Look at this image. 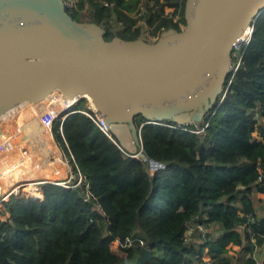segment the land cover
Masks as SVG:
<instances>
[{"label": "trees", "instance_id": "1", "mask_svg": "<svg viewBox=\"0 0 264 264\" xmlns=\"http://www.w3.org/2000/svg\"><path fill=\"white\" fill-rule=\"evenodd\" d=\"M64 1L73 19L102 26L106 40L136 39L143 24L155 36L185 24V0H151L149 7L150 0ZM251 27L202 131H193L194 123L134 116L137 128L145 122L143 160L123 151L85 113L66 115L63 136L92 197L83 199L82 185H22L5 203L9 219H0V264H134L139 240L121 254L110 247L126 237L151 248L142 264H256L251 237L264 240L257 210L263 200L257 193L264 192V9ZM54 124V139L63 146ZM229 244L238 245L234 255Z\"/></svg>", "mask_w": 264, "mask_h": 264}, {"label": "water", "instance_id": "2", "mask_svg": "<svg viewBox=\"0 0 264 264\" xmlns=\"http://www.w3.org/2000/svg\"><path fill=\"white\" fill-rule=\"evenodd\" d=\"M66 8L64 0H0V117L55 89L76 101L86 93L119 145L144 158L145 122L202 121L223 89L234 45L264 0H185L184 27L153 41L106 40L102 26L75 20ZM136 114L146 118L139 128ZM151 254L141 246L134 264Z\"/></svg>", "mask_w": 264, "mask_h": 264}, {"label": "built area", "instance_id": "3", "mask_svg": "<svg viewBox=\"0 0 264 264\" xmlns=\"http://www.w3.org/2000/svg\"><path fill=\"white\" fill-rule=\"evenodd\" d=\"M105 4H107V2H105ZM151 4H152V1L150 0V2L147 4V7H149ZM143 10H145V7L142 4L140 5V8L137 14H141ZM250 30H252L251 26H249V33H250ZM249 33L242 40V42L238 44H242V43L244 44L245 42H247L249 39ZM238 44H235L234 47H236V45ZM240 55L241 53H239V50L237 51V53L234 54V56L238 57V59L240 58ZM232 64H233V59L231 62V70H232ZM75 111H81L85 113L88 117L94 120L95 123L110 138H112L115 142H117L116 139L111 134L109 130V126L104 122L102 114L100 112L99 114L88 103L85 104V107H76V99L69 100L68 98V99H65L63 103L61 102L60 104H55V102H53L52 104H48L44 106V108L38 112V115H37L38 123L44 127H50V126H54V123L58 121L57 130L60 133L63 146L67 150V157L71 162V166H65V169H64L65 170L64 173L68 176V180H69L68 182H57V181H50L48 179H44L43 184L45 182H55L67 188L77 187V186L82 185L83 187H82L80 194L82 195L84 200H90L92 197V193L90 191L89 184L86 180L85 175L77 167L74 157L67 147V144L64 139L63 132H62V120L64 119L66 115H68L71 112H75ZM194 124L195 125H194L193 131L195 132L202 131L203 128L206 126V123L203 124L202 121L194 123ZM26 125H28V123H26ZM182 125L185 126L186 124H182ZM175 126H180V125L177 124ZM20 128L21 129H18V130L13 129L9 132H6V134H4L2 138L0 139V185L2 183L9 184L8 190L0 192V202L2 206H5V203L9 201L10 198L15 196V191L12 185L15 184L16 182L17 184H19V182H22L18 180L19 173L25 174V179L29 178L34 183H37L42 179L38 177L39 172L36 167L37 164L35 162V158L38 159L37 158L38 156L36 153L34 154L32 153V150H33L32 144L31 142H28V138L25 135L26 127L24 125H21ZM51 143H52V147H54L53 142ZM122 150L141 160L144 159L143 157L138 156L136 153L133 154V153L126 151L124 148H122ZM32 162H34L35 164H33ZM2 173H5V174L2 176ZM35 177H38V178L34 180ZM25 179L23 181H25ZM9 217H10V214H9ZM7 219L9 218H6V220ZM188 223L189 225L196 226L202 233L206 231V228L203 224L195 223V221H190ZM137 240H139L138 242L141 246L143 245L147 246L145 242L141 239L133 238V237H126L123 242H120L118 239H115V241H117L116 243L117 249L115 250H113L112 248L111 249L113 252H116V253L119 252V254H121V251L123 248L131 245ZM251 240L253 243V250H252L251 255L255 259L256 264H261V260H262L261 255L264 254V240L261 244L257 243V239H255V236H252ZM237 248H238V245H236L235 250Z\"/></svg>", "mask_w": 264, "mask_h": 264}, {"label": "crops", "instance_id": "4", "mask_svg": "<svg viewBox=\"0 0 264 264\" xmlns=\"http://www.w3.org/2000/svg\"><path fill=\"white\" fill-rule=\"evenodd\" d=\"M23 107H25V106H23ZM31 110V108H30V105H29V107L27 108V110H26V108L25 109H23L21 112H17V113H15V114H13V116L14 115H18V114H20V113H24L25 111H27V112H29ZM26 112V113H27ZM25 114H23V116H24ZM15 116V117H16ZM20 119H22V118H20ZM36 119V117H32V120H35ZM10 121V120H9ZM22 122L23 123H25V121H23L22 120ZM9 122L8 123H6L5 124V131L6 132H9V131H11L12 129L9 127ZM25 127H26V132H25V134H27L26 136H27V138L29 139V138H31L30 139V141H32L31 142V144H32V153L34 154V153H36V154H47L48 152H50V154L49 155H53L54 154V147H52V143H51V135H52V132H51V126L50 127H44V126H42V125H40L38 122L37 123H35V124H31V130H29L28 128H27V125L26 124H23ZM38 127H40L41 128V130L39 129V131L37 132V129H38ZM20 128V126H16L14 129L15 130H18ZM50 129V130H49ZM50 132H51V134H50ZM42 133H44V135L46 136L45 137V142H41V145H39L38 147H36V148H34V145L36 144V140L34 141L33 139L35 138V135H38L39 136V138L41 137V135H42ZM53 136V135H52ZM53 139V143H54V145H55V139L54 138H52ZM55 148H56V146H55ZM56 150V153L58 152V149L56 148L55 149ZM38 156V155H37ZM52 156H50L47 160H49L50 158H51ZM38 159H36L35 158V162H36V164H37V169H38V172H39V175H38V177L39 178H42L40 181H42V180H44V179H46V178H52V179H59V178H61L62 176H63V174H64V172L63 171H65L64 169L65 168H63V165L61 164V163H58V164H55V165H51V164H46L44 161H40V157L38 156L37 157ZM52 159V158H51ZM33 164H35L34 162H32ZM21 174V177L23 178V179H25V174H22V173H20ZM38 177H35L34 178V180H36ZM25 181H27V182H24V184H31L30 182H31V180L29 179V178H27V179H25ZM33 184V183H32ZM257 197H260V198H262L263 200H260L259 201V203H258V207H257V210H258V215L259 216H264V196L262 195V193H260V192H258L257 193ZM10 214V213H9ZM230 251V250H229ZM233 254H235V250H234V252H232Z\"/></svg>", "mask_w": 264, "mask_h": 264}, {"label": "rangeland", "instance_id": "5", "mask_svg": "<svg viewBox=\"0 0 264 264\" xmlns=\"http://www.w3.org/2000/svg\"><path fill=\"white\" fill-rule=\"evenodd\" d=\"M68 2H69V0H67ZM72 1H74V0H72ZM171 8L170 7H166V10H170ZM181 25V28H183L184 27V23L182 24H180ZM141 31H142V34H141V37H143V38H145V39H147V40H150V41H153L154 39H155V35H153L152 33H150L149 31H148V29H147V26L145 25V24H143L142 25V29H141ZM242 45H243V43L242 44H238V45H236V47H234V49H233V52H232V59H233V56H234V54L235 53H237V51L238 50H240V47H242ZM235 52V53H234ZM232 59H231V61H232ZM84 101H83V100ZM55 100V99H54ZM31 102H33V101H31ZM24 103V102H23ZM86 103H88V100L86 99V98H84V97H81L78 101H76V104L78 105V104H83V105H85ZM19 104H21V103H19ZM19 104H17V105H19ZM46 105H48L49 104V102H46L45 103ZM44 108V104H42L37 110H33V109H31L29 112H27V111H25L24 113L22 112V113H20V114H18L17 116L16 115H14L13 116V112L14 111H12V112H10V116L8 117V120H10V121H8L9 122V127L13 130L16 126H21V125H23V124H26V123H28V125H27V128L29 129V130H31L32 128H31V124H35V123H37L38 122V120H37V115H38V112L39 111H41L42 109ZM13 109H15V107L14 108H12V110ZM27 112V113H26ZM23 114H25L24 116H23ZM16 116V117H15ZM32 117H36V119L35 120H32ZM20 118H22V119H20ZM22 120L23 121H25V123H23L22 122ZM7 122V123H8ZM56 124H54V126H55ZM19 129H21V128H19ZM39 129L41 130V128L40 127H38V129H37V132L39 131ZM51 132H52V130H51ZM25 135H27V134H25ZM52 135H53V133H52ZM51 135V136H52ZM253 135H254V137L256 138V139H258L259 138V135H258V133H257V131L256 130H254L253 131ZM45 135H44V133H42V135H41V137L39 138V136L38 135H35V138L33 139L34 141L36 140V144L34 145V148H36V147H38L39 145H41V142H45ZM52 138H54V136H52ZM30 139L31 138H29L28 139V142H32V141H30ZM56 141V140H55ZM53 145H54V143H53ZM56 146V148L58 149V152L56 153V156L54 157V158H50L49 160H47V162H50V163H52V161H56V162H60V163H62V164H64L62 161H61V157L59 156V153H62V151H61V147H60V145L57 143V141L55 142V145H54V147ZM55 148V149H56ZM48 154H50V152H48ZM58 158V159H57ZM50 163H48V164H50ZM63 168H65V165H64V167ZM64 172V171H63ZM65 174V173H64ZM63 174V175H64ZM18 180H20V181H22V182H19V190L17 191V192H19L20 191V187L22 186V185H28L29 186V188H31V186H32V184H24V182H27V181H23L24 179L21 177V175L19 174L18 175ZM6 185V184H5ZM17 185V182L15 183V184H13L12 186H16ZM17 185V186H18ZM42 185H43V182H42ZM6 186H8L9 187V185H6ZM16 186V187H17ZM17 192H15V193H17ZM262 195L264 196V192L262 193ZM6 219V218H9V211H7V209H6V207L5 206H3V208H2V213H0V219ZM114 242V244H112ZM113 242H111L110 243V246H111V248L113 249V250H115V249H117V241H115V240H113ZM230 245V251H229V254H232V255H234L232 252H234V250H235V248H236V245H233V244H229ZM228 245V246H229Z\"/></svg>", "mask_w": 264, "mask_h": 264}, {"label": "bare ground", "instance_id": "6", "mask_svg": "<svg viewBox=\"0 0 264 264\" xmlns=\"http://www.w3.org/2000/svg\"><path fill=\"white\" fill-rule=\"evenodd\" d=\"M248 33H249V27H247L243 31V33L241 34V36L239 38V41L236 44L241 43L242 40L248 35ZM80 96L86 98L88 100V104H90L98 113L100 112L98 110V108L94 105V103L91 101L90 96L88 94L82 93V94H80ZM77 97L78 96H73L72 98H69V100H75ZM65 99H68V97L64 96L58 89H55V90L51 91L50 93H48L43 98L37 100V101L33 100V102L29 101V102H24V103H21V104L17 105L15 107V109H13V111H14L13 114H15L17 112L19 113L25 108L27 110L29 105H30L31 109L37 110L42 104H45L46 102H49V104H52L53 102H55V104H60L61 102L63 103V101ZM23 106H25V107H23ZM44 106H46V104ZM10 112H12V109L10 110ZM10 112H8L7 114L5 113L3 116L0 117V139L2 138V136L4 134H6L5 124L9 121L8 117L10 116ZM50 134H51V132H50ZM51 142H54L53 139H52V136H51ZM57 143L60 145L61 151H62V153H59V156L61 157V161L64 163L65 166H71V162H70V160L67 157V151L63 148V146H61V144L59 142H57ZM37 155L40 157V161H44L46 164H48L50 162H47V159L50 156H52L51 158H54L56 156L55 147H54V154L53 155H49L48 153L47 154H37ZM58 163H60V162L52 161V163H50V164L51 165H55V164H58ZM64 165H63V167H64ZM52 181L68 182L69 180H68V176L66 174H64L61 178L56 179V180L54 179ZM30 183L32 184L34 182L31 181ZM16 186H13L15 192H17L19 190V185L17 187ZM8 188H9L8 186H6L4 183H2L0 185V192L8 190Z\"/></svg>", "mask_w": 264, "mask_h": 264}]
</instances>
